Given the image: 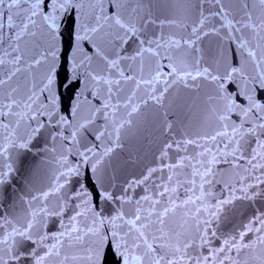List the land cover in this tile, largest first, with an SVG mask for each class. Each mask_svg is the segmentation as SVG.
<instances>
[{"label":"snow or ice","instance_id":"6c2138e0","mask_svg":"<svg viewBox=\"0 0 264 264\" xmlns=\"http://www.w3.org/2000/svg\"><path fill=\"white\" fill-rule=\"evenodd\" d=\"M204 84L196 124L166 118L156 166L119 195L106 188L142 108ZM61 87L76 90L70 109ZM34 147L54 154L58 175L18 197L23 215L0 211V264H264V210L220 230L238 201L264 199V0H0V200ZM86 166L117 205L108 215L86 186L67 190Z\"/></svg>","mask_w":264,"mask_h":264},{"label":"water","instance_id":"95a60500","mask_svg":"<svg viewBox=\"0 0 264 264\" xmlns=\"http://www.w3.org/2000/svg\"><path fill=\"white\" fill-rule=\"evenodd\" d=\"M154 4L162 5L164 0H152ZM162 12V8L160 9ZM69 23H73L69 18ZM67 38V32L65 33ZM216 39L210 37L204 41L202 47L205 53V59H210L216 47ZM133 45L128 46L131 51ZM229 57L233 61H239V51H229ZM69 65L64 63L58 66V75L62 83L67 76ZM63 95L65 104L69 105L74 102L72 94L63 87L59 88ZM209 91V87L204 84L200 89L176 88L170 90L166 95L163 107L153 104L151 101L142 108V116L139 118L135 127H133L124 137L122 146L119 147L110 157L106 171L102 177L106 188L115 194H121V187L126 186V182L132 179L142 178L149 167H155L159 149L167 137L162 134L161 129L166 118L177 122L178 129L183 130V125L191 123L196 124L199 113L204 107V100ZM168 114L166 117L165 114ZM66 116L69 112L64 113ZM198 130V129H194ZM175 138V133L171 134ZM41 139L37 144H43ZM54 154H45L39 147H34L31 152L23 153L16 162L17 171L11 177L10 183L5 186L3 199L0 200V211L13 214L23 215L24 205L18 199L23 196L27 199L26 192L46 189L54 183L58 175L59 165L53 159ZM76 162L74 158H69ZM80 177H73L67 185L70 193L78 192L81 186H86L88 192L94 199L98 208L108 215L117 206L115 204H105L103 197L99 196L100 182L96 175L91 172L87 166L82 170ZM159 183V174L154 175L149 183ZM145 194L144 185L136 187L134 191L128 193L133 200L139 199ZM257 208L264 210V199H258L255 204L249 205L245 202H237V210L233 216L220 225V230L227 232L239 222L250 216ZM67 220V215L65 216ZM57 225L54 222L49 223L48 231H56ZM116 259L108 257L106 264H116Z\"/></svg>","mask_w":264,"mask_h":264}]
</instances>
